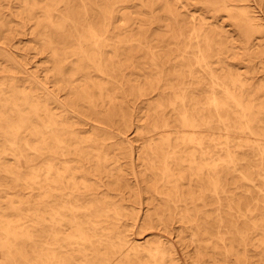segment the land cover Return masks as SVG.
Masks as SVG:
<instances>
[{"label": "bare ground", "instance_id": "6f19581e", "mask_svg": "<svg viewBox=\"0 0 264 264\" xmlns=\"http://www.w3.org/2000/svg\"><path fill=\"white\" fill-rule=\"evenodd\" d=\"M46 1L27 10L49 28L54 89L0 78V137L30 172L25 181L0 158L30 189L7 208L27 214H0V264H181L167 241L132 237L137 204L149 225L196 228V264H264V0H95L84 20L75 0ZM135 2L149 18L117 27Z\"/></svg>", "mask_w": 264, "mask_h": 264}, {"label": "rangeland", "instance_id": "374dc122", "mask_svg": "<svg viewBox=\"0 0 264 264\" xmlns=\"http://www.w3.org/2000/svg\"><path fill=\"white\" fill-rule=\"evenodd\" d=\"M40 3V6H45L48 4L46 0H37ZM95 3V0H75L74 7L76 11H79L82 15V19L84 20V13L82 6L84 3L88 5ZM33 3V0H0V9H2L3 13V21L9 23V31L0 32V40L6 41L10 38L9 44H2L1 46L4 48V53L11 57V60L6 58L4 55H0V78H5L6 83L13 82L15 86H18L20 90L25 91L26 93L31 91L33 86L39 85L41 87L47 86L51 89H54L53 83H48V65L50 59V50L48 47L46 48L43 45V37L42 33L48 31L49 28L45 31L41 27L38 28L34 22L29 20V12L27 8ZM139 3V2H138ZM138 3H130L127 8L122 9L117 18L115 19V24L117 27H120L124 20L122 17L126 16L129 20V31L132 29H136L140 24L141 18H149V12L147 16L141 14L145 13L146 10L142 9ZM118 6L115 4L114 6ZM199 8L201 7L200 5ZM60 7V6H59ZM61 7H63L61 5ZM64 8V7H63ZM198 9V8H196ZM197 14H202L206 16L209 21H212V13L209 11L203 10H195ZM42 13H37L36 17L38 20H42L40 18ZM264 18V16H263ZM54 21L61 25L59 17L55 16ZM219 25L225 27V29L229 31H234L233 23L228 18L226 13H221L218 17ZM68 30L66 34L67 37L64 38L63 46L64 48H72L75 45L74 40L72 39V30L71 26H68ZM156 28V25L153 26ZM75 34V32H74ZM235 38L239 39L236 32H234ZM9 38H8V37ZM76 36V35H75ZM238 44V42H236ZM240 52V51H239ZM76 60L75 57L70 58V62H74ZM259 61V59H258ZM259 67V64H258ZM245 70V69H244ZM262 76V74H259ZM81 79V78H80ZM14 80V81H13ZM59 101L63 102L66 98L64 92H59L58 94ZM66 104V101H65ZM132 105V102L130 103ZM135 108V118L137 117L136 108L141 107V104L133 105ZM70 110V109H69ZM71 115L73 114V108L71 106ZM17 115L14 114L13 118H16ZM130 133H128L129 135ZM25 139V137H22ZM6 138L0 137V150H5L4 154H0V158L2 159V167L8 168L9 170L15 173H21L20 176L25 181L30 178V172L22 167L21 164L18 163L17 159L13 154V148L5 142ZM135 156V155H134ZM133 156V158H134ZM131 167L128 166L129 178L133 181L134 175L133 171H139L140 167L136 161H133ZM14 175H8L3 173L0 169V204L2 209H0V214H27V208L20 211H10L8 210V202L13 200L15 202V206H21L20 199L29 198L30 189L29 185L24 184L23 182L18 183ZM23 180V181H24ZM4 192H10L11 195H7ZM22 197V198H21ZM142 206L143 209H139ZM141 207V208H142ZM131 211V219L129 220V226L127 227L129 232L132 234V237H136L138 239L145 240L149 238L152 240V244L155 245L158 239H162L171 244L173 250L175 251L176 257L180 260L181 264H196L194 262L196 251L198 245H196L195 236L196 228L190 224H183L178 222L177 220H171L167 226L159 225L156 219L152 220L151 225L148 223L147 219V206L146 204L136 206H130ZM235 221L238 223L241 221L239 218L235 217V215H231ZM11 217V216H10ZM12 219H17L15 217H11ZM136 225H133L134 222ZM241 224V223H240ZM141 237V238H139ZM143 237V238H142ZM201 251H206L202 248ZM145 262L151 263L150 258L144 257ZM170 264V263H169ZM205 264V263H204Z\"/></svg>", "mask_w": 264, "mask_h": 264}]
</instances>
